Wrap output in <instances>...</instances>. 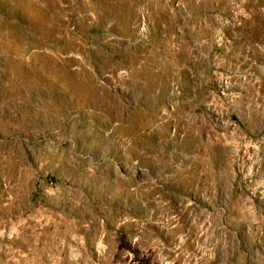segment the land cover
I'll return each mask as SVG.
<instances>
[{
    "label": "rangeland",
    "instance_id": "obj_1",
    "mask_svg": "<svg viewBox=\"0 0 264 264\" xmlns=\"http://www.w3.org/2000/svg\"><path fill=\"white\" fill-rule=\"evenodd\" d=\"M0 264H264V0H0Z\"/></svg>",
    "mask_w": 264,
    "mask_h": 264
}]
</instances>
